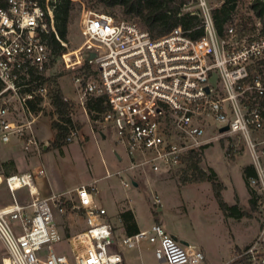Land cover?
I'll return each mask as SVG.
<instances>
[{"label":"built area","instance_id":"2783aa9c","mask_svg":"<svg viewBox=\"0 0 264 264\" xmlns=\"http://www.w3.org/2000/svg\"><path fill=\"white\" fill-rule=\"evenodd\" d=\"M55 2L8 0V6L0 8V141L9 142L14 135L23 140L25 151L40 152L43 143L33 132L31 102L52 104L54 84L46 73L62 56L76 72L74 88L86 113L88 100L103 98L105 109L93 111L96 118L88 115L92 122L114 130L131 169L158 172L182 167L190 150L209 141L205 137L210 116L219 124V133L237 134L246 142L257 173L250 184L264 195V148L257 141V133L264 132V79L253 68L264 61V31L246 36L230 24L221 36L208 0L185 6L203 20L204 34L199 38L189 37L181 26L153 37L132 21L91 9L81 22V44L69 49L55 28ZM256 25L262 30L260 19ZM50 31L64 46L58 56L45 36ZM33 71L40 78H34ZM12 111L29 112L31 117L17 122L9 118ZM225 125L228 129L220 131ZM78 134L79 129L71 126L66 142ZM44 172L40 168L37 174ZM33 173H1V183L12 195V203L0 205V239L6 248L2 264H123L121 241L114 236L107 209L95 200L96 181L80 184L69 194L42 195ZM20 189L28 192L24 201L17 195ZM154 203L161 204L158 195ZM81 212L87 228L64 235L57 214ZM122 239L128 247L145 239L154 245L155 257L168 264H206L200 247L180 243L160 223ZM63 241L69 254L54 248ZM220 264H264V223L248 245Z\"/></svg>","mask_w":264,"mask_h":264},{"label":"rangeland","instance_id":"374dc122","mask_svg":"<svg viewBox=\"0 0 264 264\" xmlns=\"http://www.w3.org/2000/svg\"><path fill=\"white\" fill-rule=\"evenodd\" d=\"M194 2L195 0L193 2L191 0V4L189 3L191 7H193ZM208 2L214 8L219 7L221 4L220 0H208ZM74 3L75 6L71 13V23L68 26V41H66L69 49L77 48L82 42L81 22L86 11L92 9L96 12H106L92 0H74ZM249 5L250 0L239 1L230 21L225 26L230 24L236 25L246 36L251 34L253 36L260 35L263 31L261 27H257L256 25L257 20L260 18L254 16ZM109 11L112 14L125 18L119 7L111 8ZM60 51L62 52V50ZM258 67L264 68V65L258 63L253 67L255 73H259L261 77H264V71L259 72ZM75 74L74 70L67 67L62 56H59L48 69L46 76L51 78L52 81L56 78L64 96L66 95L70 99L78 101V95L74 89ZM75 101H73L75 104L72 116L73 120L75 123L83 126L82 136L85 133L91 137L83 145L77 137H75L73 142H68L62 147H55L49 143L55 136L52 120L58 119V117L54 112V106L49 104L48 101L40 102L42 109L38 114L32 113L33 116H38L32 124L33 128L36 129H34L36 136H38L43 144L50 146L49 150H43V146L40 150V152L42 151L41 155L36 154L33 158H35V163H42L44 165L46 170L45 176L49 178L55 188L63 184L67 187L66 194H69V192L73 191L75 185L89 184L88 182L95 178L97 179L98 193L100 195L113 193L115 197H123L127 200L131 198L132 209L135 211L140 225H145L153 220L152 209H154L162 218L166 219L168 222L166 227L191 241L192 245L201 247V245L205 244L211 252L217 255V261H222L231 256L230 250L232 249L233 239L237 243H243L250 239L252 241L260 233L264 223V195L258 187L250 184L257 192L256 197L258 202L257 210H252L250 208V197L249 199L245 198L248 189L242 172V169L246 166L245 164L253 165L252 153L241 136L233 133H219L217 128L219 124L213 117H207L208 124L205 138H208L209 141L201 149L200 166L209 173L210 171L216 173V180L221 183L222 187L224 186L223 194L225 200H233L234 203L236 195L239 194L242 199L239 196L240 203L238 202V204L242 210L248 212V215L242 216L243 218L240 217L241 219H236V222L225 223L222 218L217 216L218 214L215 212V208L212 207V203L209 206L203 207L206 195L212 190L210 183L212 181L206 180L202 183L186 181L184 183L186 185H183L181 188L180 186L182 185L179 186V184L185 180L184 169L181 168H175L170 171L161 170L156 173L150 168H140L131 174L128 171L122 170L128 164L129 158L122 147L123 144L118 142L115 132H112L107 138L112 141L113 147H116L121 152L123 160H115V157L111 156L112 151L106 152L107 143H104L103 140L102 142L96 141L91 128L95 130L98 137V132L102 126L97 123V127L95 128L89 115L88 123L86 111L81 104ZM40 103H38V106H40ZM30 117V113L24 111H12L9 114V118L17 122H26ZM257 135V141L260 142L259 146L263 149L264 132L257 133ZM116 141L121 146L118 143L116 144ZM18 142L22 144L23 140L14 135H12L11 140L7 143L0 141L1 173L9 169L23 170L19 164H15L16 162L22 163L24 166L32 164L31 156L36 151H25L23 146L19 148L20 144ZM109 149L111 150L110 146ZM18 151L21 157L17 160L11 158L12 155L9 152ZM107 157L112 158L110 162L107 161ZM261 163L264 166V155L261 158ZM186 165L187 163L184 159L183 166ZM107 169L110 173L107 172ZM118 170H122L120 176L116 174ZM121 176L129 181L130 184L132 178L137 180L138 187L133 185L124 187L121 183ZM2 180L3 177L0 174V183ZM202 184H206L207 186ZM155 195L161 198L162 204L157 205L154 203ZM11 199L12 195L6 184L3 183L0 187V205L8 204L12 201ZM127 206L129 207L128 202ZM122 208L127 209L124 206ZM112 210L114 209L112 208ZM116 215L107 210V219L113 227L114 236L117 241H121L118 249L124 258L123 264H168L164 261H159L155 257L152 244L150 245L145 239L135 247L126 246L122 239L125 234L121 228V221L118 220ZM230 217V220H235L233 215ZM70 220L73 221L72 218ZM59 221V224L64 225L67 236L71 235L70 231H79L86 226L84 221L80 220L77 224L72 222V230H70L69 225L71 224H69V221L64 222L63 218ZM54 248L56 251L66 254L70 252L68 244L64 241L54 243ZM5 256L6 248L0 239V264H2V258Z\"/></svg>","mask_w":264,"mask_h":264},{"label":"trees","instance_id":"16d2710c","mask_svg":"<svg viewBox=\"0 0 264 264\" xmlns=\"http://www.w3.org/2000/svg\"><path fill=\"white\" fill-rule=\"evenodd\" d=\"M45 0H39L42 4ZM98 6H101L104 11L112 14L109 9L119 7L124 19L132 21L137 25L145 28L153 37H160L171 32L175 27L181 26L183 31L191 38H199L204 34V28L202 26L203 20L201 16L191 11L186 10L185 6L188 5L191 0H92ZM194 0H192L193 2ZM221 4L219 7H212L211 14L215 28L221 36L226 34L225 26L231 19L235 8L241 0H220ZM8 6V0H0V8H6ZM74 0H56L54 7V24L56 31L64 41H68V26L71 23V13L74 8ZM250 10L254 16L261 19L262 31H264V0H250ZM117 18H121L116 14H112ZM46 38L48 44L51 47L53 53L58 56L60 50L64 49V46L60 43L56 33L50 31L47 33ZM264 65V61L260 62ZM260 65V64H259ZM258 71H264V68L258 67ZM34 78H40V74L32 72ZM263 77V76H262ZM264 79V77H263ZM55 81V82H54ZM54 88L52 90L51 103L54 106V112L58 119L52 120V127L55 129V138L52 141V145L55 147H62L67 144L66 136L70 131L71 126H76L78 129L81 128V124H77L73 120L74 113V102L66 100L65 96L58 86L56 78L53 79ZM2 84H0V87ZM40 100L31 102L32 113L38 114L42 109L38 106ZM87 111L91 117H97L93 111H103L105 109L104 100L101 97H96L88 100ZM93 126L96 128L97 123L93 122ZM190 150L188 155L185 157L186 166H180L178 169H184L185 180L180 184L189 182H203L206 180L212 181L217 200L220 204L221 209L228 215L240 218L243 215H248L247 211L242 210L238 203L229 205L221 195V183L216 180V173L214 171L207 172L200 166V155L202 154L201 149ZM186 167V168H185ZM176 169V170H178ZM6 174V172H4ZM243 177L246 183L247 189L250 194V208L257 210V197L256 190L250 186V178L257 177L256 170L252 164L246 165L243 169ZM215 179V181H214ZM154 208V207H153ZM153 215L157 216V211L152 209ZM250 214V212H249ZM119 217L122 221L123 227L126 234H134L139 231V227L135 221L134 214L131 209L123 208L119 212ZM240 248H236L235 251ZM234 251V252H235Z\"/></svg>","mask_w":264,"mask_h":264},{"label":"crops","instance_id":"0c3cea01","mask_svg":"<svg viewBox=\"0 0 264 264\" xmlns=\"http://www.w3.org/2000/svg\"><path fill=\"white\" fill-rule=\"evenodd\" d=\"M75 89V88H74ZM66 96V95H65ZM67 97V96H66ZM69 98V97H68ZM70 99V98H69ZM72 102L73 101H75V100H73V99H70ZM76 103L78 102V101H75ZM38 117V116H37ZM36 117V118H37ZM86 118H87V121H88V123H89V116H88V114L86 113ZM90 125V124H89ZM33 127V126H32ZM90 127H91V125H90ZM83 128V126H81V128L79 129V134H78V136H77V138L82 142V145L83 144H85V142H87V141H89L90 139H91V137H90V135L89 134H85V133H83V136H82V134H81V132H82V129ZM34 129L35 128H33V132H34ZM54 129V128H53ZM92 129V132H93V135H94V138L96 139V141L98 140L99 142H102V140L104 141V143H107V145H106V148H105V151L106 152H111L112 151V153H111V156H114L115 158V160L116 159H118V160H123V155L121 154V152H119V150H117V148L116 147H113V145H112V141L109 139V138H107V136H110L111 134H112V132H114V130L111 128V127H101V129L99 130V132H98V134H99V136L97 137V135H96V133H95V130L93 129V128H91ZM36 130V129H35ZM55 130V129H54ZM55 133H56V131H55ZM34 134H35V136H36V132H34ZM37 137V139L40 141V139L38 138V136H36ZM82 137V138H81ZM54 138H55V136H54ZM54 138H53V140H54ZM52 140V141H53ZM18 141H20L19 139H18ZM52 141H50L49 143L51 144L52 143ZM41 142V141H40ZM73 142V141H72ZM7 143V142H6ZM19 144H20V146H19V148L21 147L22 148V146H23V143L21 144L20 142H18ZM41 143H43V142H41ZM118 142L116 141V144H117ZM52 145V144H51ZM105 145V144H104ZM118 145L119 146H121L119 143H118ZM43 146H44V149L43 150H49L50 149V146L48 145V144H43ZM109 146L111 147V150L109 149ZM123 147V149L126 151V148L124 147V146H122ZM43 148V147H42ZM113 150H114V152H113ZM30 152V151H29ZM34 152V151H33ZM10 153V155H12L11 156V158H13V159H18V158H20L21 156L19 155V151L18 152H9ZM41 153H42V151L41 152H34V155L33 156H31V158H32V164L31 165H22V163H19V162H16L15 164H19L20 165V167L21 168H23V170H21V171H18V170H16V169H9V170H7V171H5L6 172V174H10V173H12V172H34L33 174H34V178H35V184H36V186L38 187V190L40 191V193L42 194V195H49V194H51V193H67L66 191H67V187H65V185H63V184H61L60 186H58V188H55L54 186H53V184H52V182L49 180V178L48 177H46L45 176V173H46V170H45V167H44V165L42 164V163H35V158H33L36 154H38L39 156L41 155ZM126 154L128 155V153H127V151H126ZM128 158H129V162H128V164L125 166V167H123V169L122 170H125V171H128L130 174L131 173H135L136 171H137V169H131L130 168V164H131V161H130V157H129V155H128ZM111 157H107V161L108 162H110L111 161ZM245 165H247V164H245ZM244 165V166H245ZM109 166H110V164H109ZM243 166V167H244ZM111 167V166H110ZM40 168H43L44 169V173L43 174H37L38 173V170L40 169ZM119 169H121V168H119ZM122 170H118L117 172H116V174H118L119 176H120V174H121V171ZM243 170V169H242ZM165 171V170H164ZM107 172H109L110 173V171L107 169ZM120 172V173H119ZM155 172V171H154ZM216 172V171H215ZM243 172V171H242ZM2 173H4V171H2ZM156 173V172H155ZM0 174H1V172H0ZM5 174V173H4ZM2 175V174H1ZM127 181V180H125L122 176H121V183H122V185L124 186V187H128V186H125L124 185V183L122 182V181ZM93 181H96V183H97V179H93L92 181H90V182H88V183H91V182H93ZM127 182H129V181H127ZM197 183H202V182H197ZM211 183V182H210ZM190 184H192V183H190ZM3 185V183H1L0 184V187ZM130 185H133V186H136V187H138V181L137 180H135V179H133L132 178V180H131V184ZM180 185H182V186H180ZM183 185H186V184H179V186L182 188L183 187ZM202 185H206V184H202ZM78 185H75V187H73V191H74V189L77 187ZM207 186V185H206ZM211 186H212V190H211V192L209 193V194H207L206 195V200H205V202H203V207H205V206H209L211 203H212V207L213 208H215V212H217V216L218 217H220V218H222L223 220H224V222L225 223H232V222H236V219H241V218H237V217H234L235 218V220H230V216H232V215H228V214H226L222 209H221V207H220V204H219V202H218V200H217V196H216V194H215V191H214V188H213V184L211 183ZM72 189V188H71ZM223 189H224V186L222 187V189H221V195H222V197H223V199L225 200V197H224V194H223ZM73 191H71L70 193H72ZM110 191V190H109ZM248 191V190H247ZM10 192V191H9ZM17 195H18V197L20 198V200H22V201H24L25 199H27L28 198V192H27V190L26 189H20L18 192H17ZM240 195L239 194H237L236 195V198H235V202L233 203V200L232 201H227V200H225L229 205H233V204H235V203H240V197H239ZM249 197H250V194H249V191H248V193H247V195L245 196V198H247V199H249ZM241 199H242V197H241ZM12 200V199H11ZM10 200V201H11ZM95 200H96V202H97V204H99L100 206H103V207H105L108 211H110L112 214H117L116 216L118 217V220L119 221H121V219H120V217H119V212L123 209L122 208V206H124V207H127V209H131L132 210V212H133V214H134V217H135V221H136V223H137V225H138V227H139V230L140 229H146V228H148L150 225H152L154 222H158V223H161L164 227H165V229L169 232V233H171V234H173L174 236H176L178 239H180V240H184V241H187L188 242V244H192L191 243V241H189L188 239H186L185 237H183V236H181V235H179L178 233H176L175 231H173L172 229H169L168 227H166V225H168V222L166 221V219H164V218H162L161 216H160V214L159 213H157V216H155V215H153V220L150 222V223H147V224H145V225H140V223H139V221H138V219H137V217H136V213H135V211L132 209V205H131V203H132V200H131V198H128V200L126 199V198H123V197H115V195L113 194V193H110V194H108V195H100L99 193H97V195L95 196ZM127 202L129 203V207L127 206ZM9 203H12V201L11 202H9ZM8 203V204H9ZM161 204H162V202H161ZM5 205H7V204H5ZM1 206H4V205H1ZM112 208L114 209V210H112ZM225 216H229V217H225ZM246 215H243V217H245ZM72 218V220L73 221H71L70 219ZM242 217V218H243ZM63 218V220H64V222L65 221H69L70 223L69 224H71V225H69V227H70V230H72L71 229V226H72V222H75L76 224H77V222L78 221H80V220H83L84 221V224H86V226L83 228V229H81V230H79V231H83L84 229H86L87 228V223H86V220H85V217H84V214H83V212H81V213H79V214H76V213H68V214H66V215H59V214H57V221H58V224H59V220H61ZM59 219V220H58ZM61 224V223H60ZM60 224H59V226H60ZM66 227H67V225H66ZM60 228H61V231H62V233L64 234V235H67V233H66V230H65V227H64V225H62L61 224V226H60ZM121 228H122V230H123V233L125 234V235H127L126 234V232H125V229H124V227H123V224H122V221H121ZM79 231H70V234L72 235V234H74V233H77V232H79ZM233 239V238H232ZM233 240H234V244H233ZM232 240V249L230 250V255L232 256V254H233V252L235 251V249L236 248H242V247H244V246H246V245H248L250 242H251V239L249 240V241H246V242H243V243H237L236 241H235V239H233ZM151 245V244H150ZM153 247V251H154V245H152ZM201 249H203V251L205 252V254H206V258H207V260H206V264H209V262H210V264H220V263H222V262H224L225 260H227L228 258H230V257H228V258H226V259H224V260H222V261H217V255L214 253V252H211L207 247H206V245L205 244H203V245H201V247H200ZM62 249V248H61ZM155 255V254H154Z\"/></svg>","mask_w":264,"mask_h":264},{"label":"water","instance_id":"95a60500","mask_svg":"<svg viewBox=\"0 0 264 264\" xmlns=\"http://www.w3.org/2000/svg\"><path fill=\"white\" fill-rule=\"evenodd\" d=\"M94 56V54H91V57H93ZM228 129V126L227 125H225V126H222V127H220V131H225V130H227ZM180 243H182V244H184V245H188V242L187 241H184V240H180V239H178L176 236H174Z\"/></svg>","mask_w":264,"mask_h":264},{"label":"bare ground","instance_id":"6f19581e","mask_svg":"<svg viewBox=\"0 0 264 264\" xmlns=\"http://www.w3.org/2000/svg\"><path fill=\"white\" fill-rule=\"evenodd\" d=\"M154 223H158V222H154ZM160 224H161V223H160ZM150 226H151V225H150ZM150 226H149V227H150ZM149 227H148V228H149ZM140 230H141V229H140ZM127 235H132V234H127ZM172 235H173V234H172ZM124 236H125V235H124ZM173 236H174V235H173ZM118 242H119V241H118ZM118 248H119V247H118ZM161 262H163V261H161Z\"/></svg>","mask_w":264,"mask_h":264}]
</instances>
